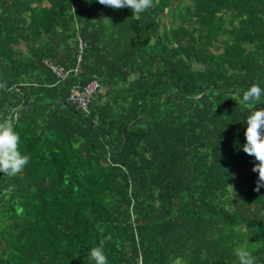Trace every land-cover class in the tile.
<instances>
[{"label": "trees", "instance_id": "trees-1", "mask_svg": "<svg viewBox=\"0 0 264 264\" xmlns=\"http://www.w3.org/2000/svg\"><path fill=\"white\" fill-rule=\"evenodd\" d=\"M90 81L75 108L70 90ZM0 82V117L30 157L0 173V264H94L101 240L108 264H237V247L264 264L240 103L264 88V0H154L139 18L0 0Z\"/></svg>", "mask_w": 264, "mask_h": 264}, {"label": "clouds", "instance_id": "clouds-1", "mask_svg": "<svg viewBox=\"0 0 264 264\" xmlns=\"http://www.w3.org/2000/svg\"><path fill=\"white\" fill-rule=\"evenodd\" d=\"M96 2L113 10L129 8L137 18L154 7V0H96ZM0 88H6V84L0 82ZM262 98H264V88L258 83H253L243 91L240 100L241 105H250L249 112L244 117L245 143L241 147L243 152L253 157L255 161L251 169L257 174L255 191L264 187V107H256L258 104H264ZM19 142L20 138L11 118L0 117V173L16 176L21 174L28 165L30 157L21 153ZM105 239L110 240L111 237ZM104 243L105 240H101L99 246L89 250V256L94 264H108V259L104 254ZM234 254L237 264H256L255 257L245 247L235 248Z\"/></svg>", "mask_w": 264, "mask_h": 264}, {"label": "built area", "instance_id": "built-area-1", "mask_svg": "<svg viewBox=\"0 0 264 264\" xmlns=\"http://www.w3.org/2000/svg\"><path fill=\"white\" fill-rule=\"evenodd\" d=\"M79 51L86 47V43L83 41H79L78 44ZM80 60V53L78 54V61ZM44 63L46 66L58 77L65 78L69 73V70L62 65L57 64L52 60H45ZM75 72H79V63L73 69ZM98 83L96 81H90V83L86 84L83 88L76 84L70 90V94L68 96V100L75 104V108L85 109L89 103L90 95L96 90Z\"/></svg>", "mask_w": 264, "mask_h": 264}]
</instances>
